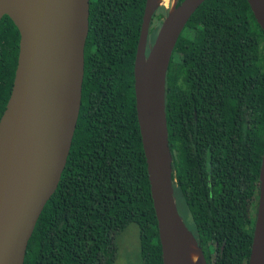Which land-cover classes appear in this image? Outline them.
I'll use <instances>...</instances> for the list:
<instances>
[{
    "label": "trees",
    "instance_id": "obj_1",
    "mask_svg": "<svg viewBox=\"0 0 264 264\" xmlns=\"http://www.w3.org/2000/svg\"><path fill=\"white\" fill-rule=\"evenodd\" d=\"M144 2L88 0L75 124L22 264H112L115 237L133 222L141 264H162L133 109ZM164 15L160 5L151 20ZM17 50V30L3 16L0 113ZM163 113L185 228L206 264H246L264 136V36L246 0H204L190 15L166 67Z\"/></svg>",
    "mask_w": 264,
    "mask_h": 264
},
{
    "label": "water",
    "instance_id": "obj_2",
    "mask_svg": "<svg viewBox=\"0 0 264 264\" xmlns=\"http://www.w3.org/2000/svg\"><path fill=\"white\" fill-rule=\"evenodd\" d=\"M203 1L170 0L168 5L154 6L145 0L132 63L134 117L162 264H206L196 243V257L189 262L177 240L179 230L189 231L172 192L163 113L164 77L172 48ZM246 3L264 36V0ZM160 5L165 15L145 52L151 16ZM3 16L17 30L18 50L0 113V264H22L35 221L63 167L75 124L88 0H0V19ZM262 164L264 136L246 264H264Z\"/></svg>",
    "mask_w": 264,
    "mask_h": 264
},
{
    "label": "rangeland",
    "instance_id": "obj_3",
    "mask_svg": "<svg viewBox=\"0 0 264 264\" xmlns=\"http://www.w3.org/2000/svg\"><path fill=\"white\" fill-rule=\"evenodd\" d=\"M150 25L152 29L148 30L145 52H147L159 24L153 19ZM114 243L115 252L112 264H141L139 258L138 231L137 225L134 222L129 223L116 235Z\"/></svg>",
    "mask_w": 264,
    "mask_h": 264
},
{
    "label": "bare ground",
    "instance_id": "obj_4",
    "mask_svg": "<svg viewBox=\"0 0 264 264\" xmlns=\"http://www.w3.org/2000/svg\"><path fill=\"white\" fill-rule=\"evenodd\" d=\"M169 1L170 0H152V5L155 6L159 3H164L165 5H168ZM157 114H159V112ZM262 179H264V164H262L260 172V180ZM177 238L178 243L185 251V255L187 256L189 262H192L196 257L197 248L191 234L186 230H179Z\"/></svg>",
    "mask_w": 264,
    "mask_h": 264
},
{
    "label": "flooded vegetation",
    "instance_id": "obj_5",
    "mask_svg": "<svg viewBox=\"0 0 264 264\" xmlns=\"http://www.w3.org/2000/svg\"><path fill=\"white\" fill-rule=\"evenodd\" d=\"M150 22H151V20H150ZM157 23H158V22H157ZM158 24H159V23H158ZM150 29H152V28H151V25L149 26V30H150ZM155 30H156V29H155ZM148 32H149V31H148Z\"/></svg>",
    "mask_w": 264,
    "mask_h": 264
}]
</instances>
